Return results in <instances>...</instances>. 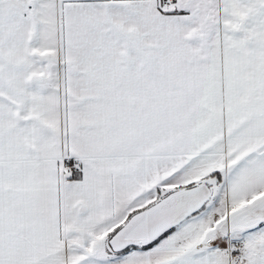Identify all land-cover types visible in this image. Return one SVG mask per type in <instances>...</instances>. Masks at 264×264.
Segmentation results:
<instances>
[{
	"label": "snow or ice",
	"instance_id": "obj_1",
	"mask_svg": "<svg viewBox=\"0 0 264 264\" xmlns=\"http://www.w3.org/2000/svg\"><path fill=\"white\" fill-rule=\"evenodd\" d=\"M0 264H264V0H0Z\"/></svg>",
	"mask_w": 264,
	"mask_h": 264
}]
</instances>
